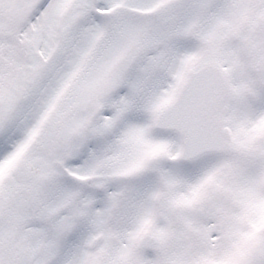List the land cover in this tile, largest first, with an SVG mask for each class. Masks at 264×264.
Segmentation results:
<instances>
[{"label": "snow or ice", "instance_id": "obj_1", "mask_svg": "<svg viewBox=\"0 0 264 264\" xmlns=\"http://www.w3.org/2000/svg\"><path fill=\"white\" fill-rule=\"evenodd\" d=\"M0 264H264V0H0Z\"/></svg>", "mask_w": 264, "mask_h": 264}]
</instances>
